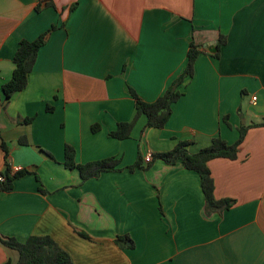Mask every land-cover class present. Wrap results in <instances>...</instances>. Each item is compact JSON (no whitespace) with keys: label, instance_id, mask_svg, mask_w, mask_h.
Wrapping results in <instances>:
<instances>
[{"label":"crops","instance_id":"obj_1","mask_svg":"<svg viewBox=\"0 0 264 264\" xmlns=\"http://www.w3.org/2000/svg\"><path fill=\"white\" fill-rule=\"evenodd\" d=\"M52 26L26 87L3 102L19 41ZM193 31L206 52L165 126L145 129L140 115L128 138L110 137L134 117L129 88L153 101L182 72ZM218 33L227 41L215 58ZM260 122L264 0H0V174L6 164L28 171L0 191V238L50 236L73 264H264ZM242 126L238 157L208 162L215 197L234 200L220 213L205 215L199 175L180 162L126 168L179 140L191 152L216 136L231 144ZM66 144L76 163L115 157L120 169L82 181L63 164ZM17 261L0 241V264Z\"/></svg>","mask_w":264,"mask_h":264},{"label":"trees","instance_id":"obj_2","mask_svg":"<svg viewBox=\"0 0 264 264\" xmlns=\"http://www.w3.org/2000/svg\"><path fill=\"white\" fill-rule=\"evenodd\" d=\"M37 10L40 6L36 7ZM52 26L48 31L40 35L34 40L22 39L18 43V47L13 55L12 61L14 68L9 80L1 86L3 93V102H7L11 96L18 91L24 89L27 85L28 76L33 68L37 52L45 43V36L52 31ZM196 31H193L191 41L187 50V62L182 72L177 75L165 91L153 101H145L141 99L136 92L129 88L130 94L134 99L135 114L130 121L119 122L116 128L109 132V136L117 139H126L130 136L131 129L140 115L146 118V128H163L171 115V106L182 95L179 87L185 79L191 78L194 74V63L197 57L206 52L205 40ZM226 36L218 33L215 37L214 52L209 53L211 56L218 58L221 46L226 43ZM53 108L47 105L46 110L51 111ZM33 117L25 118L23 122H30ZM227 122V116L223 117ZM264 125V122L253 123L251 126ZM93 132L99 129L97 124L91 127ZM248 126L239 128V136L237 140L228 144L219 136L213 137L209 145L199 148L195 152L189 150L192 143L187 140H179L172 149L165 151H156L151 153V160L144 162L141 153H138L133 164L126 166L129 171L135 169L146 170L152 162L159 159L166 164L173 165L180 162L185 169L193 170L199 175L200 186L204 194V213L209 216L213 212H222L230 208L234 204L233 199H217L214 195V182L208 167V162L215 158L236 159L239 149L244 141ZM22 142V140H21ZM1 149L4 151L6 158L8 150L5 142L1 143ZM120 159L108 157L104 159L94 160L87 163L79 164L75 162V150L72 146L66 144L64 146L63 164L68 169H76L82 181L92 177H97L102 172L114 171L120 169L118 164ZM28 171L21 169L10 174L8 165L1 173L4 179L0 181V191L9 192L13 188L14 179L23 176ZM81 236L87 235L83 232ZM121 241V237L117 238ZM0 241L3 245L14 249L18 252V261L16 264H73L71 258L50 236H29L25 241H19L12 237H1ZM3 264H10L5 262Z\"/></svg>","mask_w":264,"mask_h":264},{"label":"built area","instance_id":"obj_3","mask_svg":"<svg viewBox=\"0 0 264 264\" xmlns=\"http://www.w3.org/2000/svg\"><path fill=\"white\" fill-rule=\"evenodd\" d=\"M255 99V97H253V100ZM151 160V153H146V155L144 156V161L145 162H148ZM22 167L21 166H14L13 167V171L16 172V171H19L21 170ZM4 179L3 175L0 174V181H2Z\"/></svg>","mask_w":264,"mask_h":264}]
</instances>
